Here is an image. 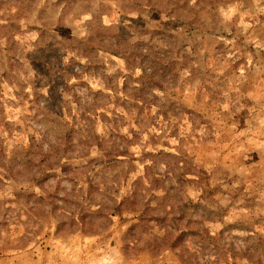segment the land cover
<instances>
[{"label":"rangeland","instance_id":"rangeland-1","mask_svg":"<svg viewBox=\"0 0 264 264\" xmlns=\"http://www.w3.org/2000/svg\"><path fill=\"white\" fill-rule=\"evenodd\" d=\"M0 264H264V0H0Z\"/></svg>","mask_w":264,"mask_h":264},{"label":"trees","instance_id":"trees-1","mask_svg":"<svg viewBox=\"0 0 264 264\" xmlns=\"http://www.w3.org/2000/svg\"><path fill=\"white\" fill-rule=\"evenodd\" d=\"M25 9H26V11H29V12H32L33 11V9H41V8H38L37 6L36 7H34V8H27V7H24ZM42 9H44V13H42L41 14V16L42 15H46L47 14V11H48V9H49V7H42ZM54 10H55V8H54ZM53 10V11H54ZM68 44H69V46H68V48H70L71 46H73V45H76V48L80 51V52H84V50H85V44H84V42L83 41H81L80 39H78V43H75L74 41H68ZM34 45H35V47H36V50H32V51H29V53H31V54H35L36 52H37V54L39 53V52H44L47 48H44V47H52L53 48V50H56L57 49V39L55 38V37H52V36H49V38H46V36H44L43 38H41L39 41H37L36 43H34ZM79 47H78V46ZM56 46V47H55ZM55 47V48H54ZM41 52V53H42ZM49 61H51L50 59H49ZM147 62L148 63H152V61H150V60H147ZM52 63H51V66H50V68L52 67ZM144 63L142 62V65H141V69H142V71L143 72H146L148 75H149V73H151V72H153V74H156L157 73V71H156V69H155V67H153V66H151L150 67V69H149V71H147V70H145V68H144ZM161 70H163L164 68H160ZM152 80L153 81H156V82H159V81H157V80H155V79H153L152 78ZM17 84L18 85H20L19 84V80H18V82H17ZM26 87V86H25ZM15 94L17 95V96H19L20 94H18V93H16L15 92ZM27 96H29V94H26ZM24 98H26V97H24ZM24 101V100H23ZM24 103V102H23ZM24 105H26V102H25V104ZM64 124H61V126H63ZM65 126V125H64ZM63 126V127H64ZM59 174H61V172L59 173ZM44 175L45 174H43V177H44ZM54 174H51V176H53ZM24 181H27V182H29V183H34V182H36V183H40L41 182V186L43 185V183H45V182H47V181H43V178H42V175H38V177H36L35 175L32 177V181H30V180H24ZM50 197V196H49ZM44 198L42 199V198H37V201L38 202H40L41 203V205L39 206V212H38V214H41L44 210H43V202H44ZM45 201H48V200H45ZM79 215L80 214H78L77 212L76 213H74V214H72L70 217L73 219V218H76V217H79ZM209 238H212L211 236L210 237H208V239ZM200 240L202 241V242H206L205 240H203V239H201L200 238Z\"/></svg>","mask_w":264,"mask_h":264}]
</instances>
